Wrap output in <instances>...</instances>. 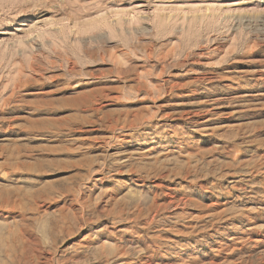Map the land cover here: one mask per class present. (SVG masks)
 I'll use <instances>...</instances> for the list:
<instances>
[{"label":"rangeland","instance_id":"rangeland-1","mask_svg":"<svg viewBox=\"0 0 264 264\" xmlns=\"http://www.w3.org/2000/svg\"><path fill=\"white\" fill-rule=\"evenodd\" d=\"M0 264H264V0H0Z\"/></svg>","mask_w":264,"mask_h":264},{"label":"bare ground","instance_id":"bare-ground-1","mask_svg":"<svg viewBox=\"0 0 264 264\" xmlns=\"http://www.w3.org/2000/svg\"><path fill=\"white\" fill-rule=\"evenodd\" d=\"M197 200V199H196ZM166 204H167V206L168 207H170L171 209H173L172 211H174V212H171V213H173V215H180V216H191L193 213H190V211H188V208L187 207H189L191 204H193V202H194V200H192V199H190V198H178V197H174V196H171V197H168V201L166 200ZM111 203V202H110ZM214 203H212V205H213ZM153 205H155V203L153 204ZM13 207V206H12ZM191 207V206H190ZM159 208V207H158ZM97 213V212H96ZM100 213H102V212H100ZM135 213V212H134ZM107 214V213H106ZM152 214V213H151ZM153 215V214H152ZM170 216V215H169ZM149 217V216H148ZM159 217V216H158ZM97 218V217H96ZM150 218V217H149ZM87 219V218H86ZM91 219V218H90ZM94 220V219H93ZM100 220H101V218H100ZM147 220V219H146ZM99 221V220H98ZM150 221V220H149ZM106 222V221H105ZM142 222V221H141ZM140 222V223H141ZM147 224V223H146ZM98 225V224H97ZM140 225V224H139ZM155 225V224H154ZM89 226V225H88ZM141 226V225H140ZM101 228V227H100ZM133 229V228H132ZM151 229H153V228H151ZM105 230V229H104ZM107 230V229H106ZM112 230H114V229H112ZM26 232V231H25ZM112 233V232H111ZM140 233V232H139ZM143 234V233H142ZM102 235V234H101ZM104 235V234H103ZM97 236V235H96ZM117 236V235H116ZM130 237V236H129ZM191 237V236H190ZM123 238V237H122ZM186 238V237H185ZM143 239V238H142ZM85 240V239H84ZM94 240V239H93ZM110 240V239H109ZM108 240V241H109ZM123 240V239H122ZM125 240V239H124ZM131 240V239H130ZM100 241V240H99ZM102 241H104V240H102ZM116 241V240H115ZM132 241H133V239H132ZM87 242V241H86ZM85 242V243H86ZM92 242H94V241H92ZM106 242V241H105ZM137 242V241H136ZM127 243V242H126ZM134 243H135V241H134ZM83 244V243H82ZM94 244H95V242H94ZM94 244H93V246H94ZM97 244V243H96ZM101 244H105V243H101ZM128 244V243H127ZM129 244H130V242H129ZM139 244V243H138ZM192 244V243H191ZM84 245V244H83ZM86 245V244H85ZM183 245H184V243H183ZM186 245V244H185ZM88 246V245H87ZM86 246V247H87ZM104 246V245H103ZM133 246V245H132ZM142 246V245H141ZM188 246V245H187ZM79 248V247H78ZM154 248H156V247H154ZM186 248V247H185ZM189 249V248H188ZM194 249V248H193ZM89 250V249H88ZM184 250V249H183ZM112 251V250H111ZM110 251V252H111ZM83 253V252H82ZM114 253V252H113ZM161 253V252H160ZM108 254H109V251H108ZM120 254V253H119ZM88 255V254H87ZM109 255H111V254H109ZM113 255V254H112ZM172 255V254H171ZM152 256V255H151ZM158 256V255H157ZM88 257V256H87ZM81 258V257H80ZM151 258V257H150ZM153 258V257H152ZM103 261V260H102ZM105 261H103L102 263H104ZM119 262V261H118ZM126 262V261H125Z\"/></svg>","mask_w":264,"mask_h":264}]
</instances>
